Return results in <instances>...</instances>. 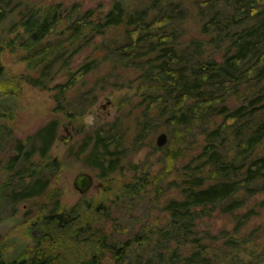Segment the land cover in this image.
<instances>
[{
	"label": "trees",
	"instance_id": "16d2710c",
	"mask_svg": "<svg viewBox=\"0 0 264 264\" xmlns=\"http://www.w3.org/2000/svg\"><path fill=\"white\" fill-rule=\"evenodd\" d=\"M134 1L115 0L99 16L93 9L70 12L62 3L21 9L18 0H0V117L19 88L14 77L4 79L7 49L33 71L24 80L53 90L54 112L68 118L85 114L96 103L99 86L105 89L106 77L89 89L79 86L103 63L112 65L118 81L119 69L134 70L141 100L115 122L86 133L72 157L112 185L131 148L165 151L171 171L203 135L201 148L181 168V181L165 185L178 191L162 203L165 222L145 223L126 241L106 230V222L118 220L114 208L136 204L148 186L157 192L154 199L160 198L164 178L146 172L122 190L113 189L116 206L103 199L65 207L57 192L51 195L63 164L52 154L61 126L53 119L26 141H13L16 152L0 188L1 212L40 197L50 201L31 221L35 245L18 243L11 254L0 249V264H102L108 256L116 264H249L243 254L264 264V246L253 233L241 234L264 208V202L248 206L264 192V0H193L199 30L189 39L183 26L191 14L187 2ZM86 49L91 53L72 70ZM159 130L167 139L182 134L179 144L159 146L153 138ZM4 138L0 135V142ZM215 210L237 217L236 227L218 234L202 230V219Z\"/></svg>",
	"mask_w": 264,
	"mask_h": 264
},
{
	"label": "rangeland",
	"instance_id": "374dc122",
	"mask_svg": "<svg viewBox=\"0 0 264 264\" xmlns=\"http://www.w3.org/2000/svg\"><path fill=\"white\" fill-rule=\"evenodd\" d=\"M22 3L21 9H25L27 5H42L43 7L62 3L66 9L70 12L72 8L83 12L89 9H93L97 15L102 16L105 14L114 4L115 0H18ZM135 0L134 2H136ZM190 6L189 18L184 22L183 26L187 29L186 39L195 36L199 30V24L196 20L193 0H184ZM111 32L107 35L109 38ZM102 40L99 38L98 41ZM91 53L90 49L84 50L81 54L77 55L72 64V70L77 69L81 63ZM219 57V55H216ZM21 55L11 53L9 49L2 53V62L5 66V78H15L19 82V88L16 90L13 101L9 102L10 110L6 112L3 117H0V135L5 136L4 140L0 142V188L4 181L7 180V162L10 157L15 155V145L13 141L18 139L26 141L28 137L34 135L38 129L48 124L51 120L59 118L61 120V126L59 129L58 138L52 148L53 157L62 161V169L56 173V176L52 182L51 195L57 192L60 196L61 203L65 207L75 205L79 201L101 202L103 199H109L110 203L116 206L115 197L116 191L113 189H120L129 182H133L134 177L142 179L143 173H150V175H158L164 178L163 188L159 189V193L162 192L160 198L155 200L157 192L154 193L151 185L146 188L148 192H143L137 196V203L129 205L126 208H120L119 210L114 208L113 216L118 219L115 222H106V230L108 232H114L116 236L121 237V241H126L129 237L137 233L145 223L160 222L163 224L167 218V213L163 212L162 205L165 200L170 196L177 195L178 191L175 189L168 190L166 183L174 179L181 181V168L186 164L190 158L197 153L202 146V140L204 136L201 135L197 138V143L192 151H189L185 156L180 157L172 170L169 171V161L166 159L165 151L153 149L149 145H145L141 148H131L129 154L123 159V166L120 173L114 175L112 185L107 182H102L97 179L95 171L90 167H87L83 162V159H76L72 157V152L77 149L78 144L84 138L86 133L103 126L107 123L115 122L124 113H127L132 106L138 104L141 100L138 95V82H136L137 73L131 69H119L121 73V80H117L115 75L112 74V65L103 63L98 70L91 73L84 78V81L79 83V86L89 87L96 81L106 77L109 79L105 89L99 91L96 90L97 101L92 105L85 114L77 118H68L62 113L54 112L56 102L54 99L53 90H43L39 87H35L26 80L24 77L33 71L27 67V62L20 59ZM220 58V57H219ZM116 74L120 75L116 70ZM62 78L58 77L57 81ZM103 83V82H101ZM127 85L124 88H116L114 85ZM130 84V86H128ZM52 83L51 86H53ZM79 92L76 91L78 95ZM2 93L0 92V96ZM72 96V97H73ZM91 100V99H90ZM87 101V105L90 102ZM76 101L82 102L80 96L76 98ZM4 104V103H3ZM2 107V105L0 106ZM165 132L159 130L154 134V141L156 142L158 136ZM11 135V136H10ZM10 136V138L8 137ZM178 136V137H177ZM9 138V139H8ZM182 138L176 135L173 139H167V143L174 145L179 144ZM195 141V138H192ZM172 144V145H173ZM131 147V146H130ZM260 151L264 152V142L260 147ZM169 171V172H168ZM88 172L95 178L94 186L85 194H82L74 184L75 177L82 173ZM110 190H109V189ZM163 189V190H162ZM119 190V191H120ZM121 192V191H120ZM168 194H165V193ZM155 197V199H154ZM49 197H40L35 201H29L22 203L15 208H7V210H0V249L4 254L14 253L18 243L28 246L35 245V232L30 231L31 221L40 213L42 207H46L49 203ZM264 202V192H261L249 200L248 206H252L255 203ZM163 203V204H162ZM7 204V203H6ZM5 204V207H6ZM161 204V205H160ZM158 206H161L159 208ZM246 210V208H245ZM244 209L239 213H243ZM123 218H125L123 220ZM237 217L224 215L215 210L210 216H206L202 219L200 224L201 229L208 231L210 229L213 234H218L224 228L233 230L237 225ZM253 233V234H250ZM243 236H254L256 242L260 247L264 246V208L260 209V214L253 217L244 227L241 233ZM250 234V235H249ZM222 242V240L220 241ZM219 242V243H220ZM151 248V247H150ZM150 248L148 250H150ZM249 254H251V246H249ZM245 261L249 264H259L256 258H250L246 254H243ZM146 257V255H145ZM102 264H116L115 261L108 256L102 262Z\"/></svg>",
	"mask_w": 264,
	"mask_h": 264
},
{
	"label": "water",
	"instance_id": "95a60500",
	"mask_svg": "<svg viewBox=\"0 0 264 264\" xmlns=\"http://www.w3.org/2000/svg\"><path fill=\"white\" fill-rule=\"evenodd\" d=\"M167 143V134L161 133L157 138V144L164 146ZM95 183V178L88 172H82L75 177V187L82 193H87Z\"/></svg>",
	"mask_w": 264,
	"mask_h": 264
}]
</instances>
